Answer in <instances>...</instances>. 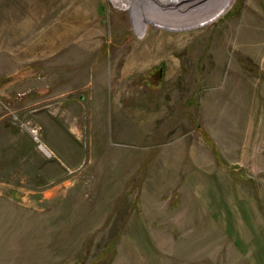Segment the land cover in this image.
Returning <instances> with one entry per match:
<instances>
[{
	"label": "rangeland",
	"instance_id": "1",
	"mask_svg": "<svg viewBox=\"0 0 264 264\" xmlns=\"http://www.w3.org/2000/svg\"><path fill=\"white\" fill-rule=\"evenodd\" d=\"M131 2L0 0V264H264V0Z\"/></svg>",
	"mask_w": 264,
	"mask_h": 264
},
{
	"label": "bare ground",
	"instance_id": "2",
	"mask_svg": "<svg viewBox=\"0 0 264 264\" xmlns=\"http://www.w3.org/2000/svg\"><path fill=\"white\" fill-rule=\"evenodd\" d=\"M155 1L157 0H132L131 2L130 10L133 14L136 30L140 34H144L147 29V22L145 20L147 18H151L166 25H172V23H183L180 17H183L187 12H193L196 14L195 21H199L211 17V15L221 10L229 0H219V2L215 0L217 4H214V9L207 12L204 10L205 7L213 3L214 0H198L197 3L189 2L191 0H176L175 3H170L171 0H159L160 4L164 5L165 8H159L158 10H156L157 7L154 5ZM200 1H204L203 5H197ZM183 3L186 4L180 7V4ZM171 6L175 7L171 8Z\"/></svg>",
	"mask_w": 264,
	"mask_h": 264
},
{
	"label": "built area",
	"instance_id": "3",
	"mask_svg": "<svg viewBox=\"0 0 264 264\" xmlns=\"http://www.w3.org/2000/svg\"><path fill=\"white\" fill-rule=\"evenodd\" d=\"M30 133L34 137V140L39 145L40 149H42V150L46 151V153H48V150L46 149L44 143L42 142V140L40 138L39 129H31Z\"/></svg>",
	"mask_w": 264,
	"mask_h": 264
}]
</instances>
